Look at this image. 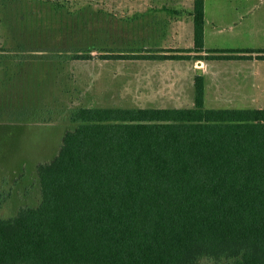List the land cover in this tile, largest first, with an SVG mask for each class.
Returning a JSON list of instances; mask_svg holds the SVG:
<instances>
[{"label": "trees", "instance_id": "obj_1", "mask_svg": "<svg viewBox=\"0 0 264 264\" xmlns=\"http://www.w3.org/2000/svg\"><path fill=\"white\" fill-rule=\"evenodd\" d=\"M31 1L80 0H0V10ZM206 1L193 0V47L103 56L251 58L205 54L223 52L206 46ZM194 84L192 106L70 110L73 127L36 166L38 204L9 211L0 187V264H264V107L208 106L206 76ZM37 114L0 105V121Z\"/></svg>", "mask_w": 264, "mask_h": 264}, {"label": "rangeland", "instance_id": "obj_2", "mask_svg": "<svg viewBox=\"0 0 264 264\" xmlns=\"http://www.w3.org/2000/svg\"><path fill=\"white\" fill-rule=\"evenodd\" d=\"M213 1H221L214 3L226 12L229 9L226 20L234 25L212 27L207 48L223 52L205 54L241 49L238 53L251 58L156 61L104 57L106 49L145 50L147 45H156L151 41L153 30L169 35L167 13L159 15L157 29L146 27L152 24L153 15L150 19L140 12L139 0H80L64 6L31 1L0 10V53L4 55L0 105L27 106L38 113L25 122L0 121V187L12 191L9 211L22 203L38 204L36 166L56 155L65 132L73 127L67 113L74 108L192 106L196 74L206 76L208 106L264 107V58L259 56L264 55V0ZM181 20L179 29L174 24L173 30L180 34L173 44L179 40L184 47L180 49H189L194 45L193 18L185 13ZM154 39L162 42L157 35ZM82 53L91 57H74ZM3 213L7 214V208Z\"/></svg>", "mask_w": 264, "mask_h": 264}, {"label": "crops", "instance_id": "obj_3", "mask_svg": "<svg viewBox=\"0 0 264 264\" xmlns=\"http://www.w3.org/2000/svg\"><path fill=\"white\" fill-rule=\"evenodd\" d=\"M139 1L142 3L140 7V12L142 11L145 15L149 16L150 19L152 18L151 16L153 15L152 24L148 22L147 24H145L146 27H151V28L153 27L154 29H157V27L160 26L159 23L161 22V20L159 19L160 18L159 15L163 12V13H167V17L165 19L166 20L165 27L167 28V31H170L168 35L167 32H165L164 34L160 32V30H158L157 32L153 30V33H152L153 38H151V41L155 43L156 45L153 46V44H150L149 46L148 45L145 46L144 49L151 50L152 48L154 50H164V49L184 48L183 46H179V40H177L178 44L176 45L173 44V43H176L175 40L180 34L177 30L174 31L173 27L176 22H177V25H176L177 29H179L182 26L181 18L184 19L185 13H188L189 18L191 17L193 18L191 14L193 6H194L193 0H191L190 4L186 3L187 0H139ZM162 1H173V2H176V4L175 6H172L170 4L163 3ZM239 1H253V0H238V2ZM214 2H221V1H213V0L206 1V39H207V34L210 32L212 27L216 28L219 26H223L226 23H229L228 26L234 25L231 21L227 22L226 20V18L229 17L228 15L231 13L229 9H228V12H226L225 7H223L222 5H217ZM234 8H236V10H239L238 7H234ZM171 13H172V16H171ZM174 14L181 15L182 17L181 16L174 17L173 16ZM207 17H208V20H207ZM242 18H245V17L242 16ZM155 35L159 36V41L160 42L162 41L161 43L157 42V40L154 39ZM162 35L164 36V38L162 37ZM190 47H193V46H190ZM190 47H187V48H190ZM146 60H149V59H146ZM153 60L160 61L158 59H153Z\"/></svg>", "mask_w": 264, "mask_h": 264}]
</instances>
